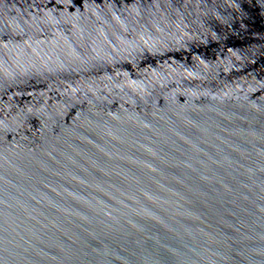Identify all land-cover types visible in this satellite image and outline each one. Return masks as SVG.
<instances>
[{"label":"water","instance_id":"95a60500","mask_svg":"<svg viewBox=\"0 0 264 264\" xmlns=\"http://www.w3.org/2000/svg\"><path fill=\"white\" fill-rule=\"evenodd\" d=\"M0 264H264V0H0Z\"/></svg>","mask_w":264,"mask_h":264}]
</instances>
